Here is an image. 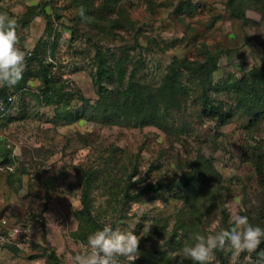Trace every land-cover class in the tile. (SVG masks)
Masks as SVG:
<instances>
[{"label": "rangeland", "instance_id": "obj_1", "mask_svg": "<svg viewBox=\"0 0 264 264\" xmlns=\"http://www.w3.org/2000/svg\"><path fill=\"white\" fill-rule=\"evenodd\" d=\"M248 2L250 7L243 8L240 18L229 13L225 0H118L110 12L100 7L101 0H90L84 19L69 0H0V13L17 22L19 46L26 54L42 35L44 14L51 16L52 32L41 41L46 50L43 61L51 64L48 76L59 95L54 98L59 100L60 114L55 116V105L40 98L38 65L26 59L24 72L30 75L20 90L7 87L13 91L9 94L12 106L0 111V264H44L46 242L64 264H72V257L86 250L87 244L72 236L79 228V167L97 170L90 191L97 224L101 228L111 224L114 230H131L141 236V255L133 264H172L173 257L189 246L166 242L177 211L184 215L186 207L172 197L171 190L158 193L143 187L176 180L197 152L209 157L220 175L229 228L237 214L252 220L257 217L253 206L259 199V186L251 177V165L243 159L247 144L243 126L248 117L232 118L216 128L212 122L200 121L187 102L178 112L171 111L172 121L187 125L180 135L171 128L164 132L150 125L113 123L95 109L92 82L96 48L112 59L122 58L114 73L125 67L121 83L114 77L111 82L103 80L108 88L124 87L127 72L139 56L143 65L136 80L154 86L173 57L200 58V43L220 49L214 59V83L253 72L264 55V0ZM27 7L32 8L31 15ZM50 7L55 8L57 19ZM111 20H118V25H110ZM217 97L227 99L223 93ZM250 134L264 149V118ZM57 154V164L49 165ZM133 165L136 169L124 199L122 189ZM262 172L264 177V161ZM214 208L203 206L198 235H208L216 227L219 215ZM179 236L178 230L175 238ZM223 252L226 264H247L246 254L237 259ZM121 264L127 261L121 258ZM211 264H218L215 256Z\"/></svg>", "mask_w": 264, "mask_h": 264}, {"label": "trees", "instance_id": "obj_2", "mask_svg": "<svg viewBox=\"0 0 264 264\" xmlns=\"http://www.w3.org/2000/svg\"><path fill=\"white\" fill-rule=\"evenodd\" d=\"M69 1L77 5L78 9H83L84 15L88 14L90 0ZM116 2L118 0H101L100 7L104 11L110 12ZM179 7L181 6L179 5ZM185 7H188V5H185ZM244 7H250L248 0H225V8L234 17L242 18ZM50 8L52 15L57 19L59 16L56 14L55 8ZM27 10L31 15L32 8L27 7ZM78 18L80 16L72 18V20H78ZM44 19L42 35L31 52L26 54V59L37 63L40 85L42 86L39 96L46 104L55 105V116L59 117L60 114L57 110L59 100L54 98L59 95H56V86L53 85L51 78L48 76L51 64L43 61L46 50L45 42L41 41L43 35L49 36L52 32L51 16L44 14ZM23 22L26 23V20H23ZM117 22L118 20H111L110 25L113 23L118 25ZM71 36L72 34H70ZM262 44L264 46V40ZM137 46L140 48L139 45ZM197 51L200 58L173 57L154 86L136 80V74L143 65L142 58L139 56L133 61L126 75V83L120 89L117 86L108 88L107 85L103 84V80L111 82L114 77L121 83L125 67L121 66L115 69V73L114 67L121 64L122 58L115 57L112 59V56L109 57L105 52L96 48L93 56L95 69L92 72V82L97 95L94 107L101 112L105 121L110 122V119L113 123L122 121L136 127L150 125L164 132H171V130L168 131V128H171L178 135L185 131L187 125L183 126L179 120H175L176 123L172 121L171 111L178 112L182 107H185L187 102L192 104L200 121L212 122L216 128L229 123L232 118L248 117L247 123L243 126V129L247 132V138L244 141L247 144L243 148V159L251 165V177L259 186L258 192H256L259 199L257 204L253 206V209L258 211L256 213L257 217L254 220L249 219V222L252 225L264 228V177L262 172L264 149L261 142L250 134V131L257 128L260 120L264 118V55L259 57L258 65L253 72L243 73L239 77L227 76L214 83L212 80V72L216 70L214 59L219 56L220 49H208L205 44L200 43ZM112 60L113 62L110 63ZM29 75V72H24L23 79L13 87V91L20 90ZM13 91L8 92L7 87L0 88V100L3 104V110L12 106L8 97ZM219 93L225 94L227 99L220 100L217 97ZM65 116L71 118L69 111L65 112ZM61 117H64V115ZM168 120H171L173 124L169 125ZM248 141H252V143L250 144ZM187 165L189 166L188 170L183 172L180 169L181 174L176 180L170 182L155 181L143 187L144 190L158 193L171 190L172 197L179 199L186 207L184 215L181 214L180 209L177 211L175 221L166 238L168 244L174 243L181 247L186 244L191 245L200 233L199 222L204 211L203 206L207 209H212L214 206V210L216 209L219 215L216 226L219 225V228L230 230L227 213L221 198L220 175L213 168L209 157H204L201 152H197L196 156ZM135 169L136 166L133 165L132 172L127 175L124 183L122 189L124 199H126L127 189L131 185L129 177L134 174ZM78 170L81 173L78 198L80 207L76 213L79 228L72 236L82 244H87L88 236L101 229V225L97 224L91 213L90 202V191L93 188L97 170L90 167H79ZM136 194L138 192L133 196ZM205 201L209 202L205 203ZM201 203L205 204L201 205ZM178 230L180 236L175 238ZM261 248L264 249V244L261 245ZM253 256L255 258V254ZM42 257L44 264H64L47 242L43 247ZM143 257L140 259H143ZM215 258L218 264L227 263V254H224L223 251H217ZM188 262L189 264H195L192 260H188ZM135 263H138V260Z\"/></svg>", "mask_w": 264, "mask_h": 264}, {"label": "clouds", "instance_id": "obj_3", "mask_svg": "<svg viewBox=\"0 0 264 264\" xmlns=\"http://www.w3.org/2000/svg\"><path fill=\"white\" fill-rule=\"evenodd\" d=\"M80 15L87 19L83 9L80 10ZM17 28L14 18L7 13H0V88H13L23 79L26 52L19 46ZM2 107L0 104V108ZM58 159L59 154L54 155L49 165L56 163ZM140 239L141 236L135 235L131 230H114L111 224H104L101 229L88 236L86 250L75 254L72 264H121V258L127 264H133L141 255ZM262 244L264 228L252 225L247 216L237 214L233 217L230 230L217 225L210 234L197 235L195 242L184 247L173 259L175 264H185L186 260H192L195 264H211L217 251L227 250L237 259L241 254H246L247 264H264Z\"/></svg>", "mask_w": 264, "mask_h": 264}, {"label": "built area", "instance_id": "obj_4", "mask_svg": "<svg viewBox=\"0 0 264 264\" xmlns=\"http://www.w3.org/2000/svg\"><path fill=\"white\" fill-rule=\"evenodd\" d=\"M10 99V97H8V100ZM0 104H2L1 100H0ZM3 105V104H2ZM0 111H3V107L0 108Z\"/></svg>", "mask_w": 264, "mask_h": 264}]
</instances>
